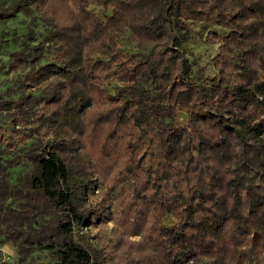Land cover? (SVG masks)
Masks as SVG:
<instances>
[{"label":"trees","instance_id":"16d2710c","mask_svg":"<svg viewBox=\"0 0 264 264\" xmlns=\"http://www.w3.org/2000/svg\"><path fill=\"white\" fill-rule=\"evenodd\" d=\"M95 1L109 11L0 2V21L35 10L51 45L24 36L0 61L19 71L17 95L0 91L16 133L0 125V243L21 264L36 249L48 264H264V0ZM187 20L224 29L204 36L213 74L190 69ZM126 33L148 50L122 51ZM108 218L112 241L140 235L133 253L88 240Z\"/></svg>","mask_w":264,"mask_h":264},{"label":"rangeland","instance_id":"374dc122","mask_svg":"<svg viewBox=\"0 0 264 264\" xmlns=\"http://www.w3.org/2000/svg\"><path fill=\"white\" fill-rule=\"evenodd\" d=\"M2 0H0L1 2ZM91 8L103 15L105 11H109L101 4L95 0L90 2ZM187 30L185 33L181 34L182 46L187 59L189 61V66L192 71L197 69V66L201 67V70L204 73L213 74L216 72V67L213 64L212 57L216 52L218 43L207 42L204 38L207 30L210 27H213L219 30L221 33L224 32L223 28L218 26H213L208 22L204 21H189L187 20ZM47 29L41 19V17L34 10L31 15L24 14L22 12H17L14 16L0 21V61H7L10 56V52L18 47H21V40L24 36H29V46L35 43H43L45 46L50 48L49 42H44L46 40ZM119 48L122 51H147L148 49H143L134 43L130 38L129 34H124V36L119 40ZM53 52L49 53L47 58L50 59L53 56ZM46 58V60H47ZM45 61V59L43 58ZM197 72V71H196ZM18 70L6 71V66L0 71V91L3 92L4 96L17 95V90H19L17 84V75ZM117 83V80L111 79L109 81H102L103 84L114 91L113 87ZM37 92V90H35ZM91 109L92 113L99 112L100 106H93ZM12 110H7L5 108L0 109V126L1 131H4L5 134L16 135L14 133L13 125L10 122ZM175 122L178 124L186 123V111L185 109L180 108L176 116ZM4 127V128H3ZM20 135V134H19ZM19 144L16 143V146ZM18 150V149H17ZM15 149V151H17ZM21 165H16L11 168L12 173L14 174ZM12 175V174H11ZM107 183L100 184L94 189V193L97 194L101 189H106ZM174 217L169 215L163 219L165 223H172ZM116 219L108 218L104 221L95 222L90 224L87 227H84L82 230L87 235L88 240L91 243H94L96 246L103 245V247L109 252H106L107 255L113 256L115 259L122 257L125 254L133 253L139 244L137 241L140 238V235L130 234L127 237H123L122 240L117 243L112 241V234L116 232ZM135 240V241H134ZM31 259V264H48L49 257L46 254L45 249H36L29 256H27L25 261ZM0 264H21L19 260V255L17 253L16 245L13 244L10 240L3 241L0 243Z\"/></svg>","mask_w":264,"mask_h":264}]
</instances>
